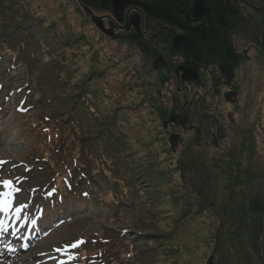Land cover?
I'll return each mask as SVG.
<instances>
[{"label":"rangeland","instance_id":"1","mask_svg":"<svg viewBox=\"0 0 264 264\" xmlns=\"http://www.w3.org/2000/svg\"><path fill=\"white\" fill-rule=\"evenodd\" d=\"M250 1L264 8V0ZM73 2L16 0L11 4L10 0H0V9H4L0 11L1 25H7V12L18 14L27 9L25 19L30 20L24 23L29 30L24 52L27 72L23 68L15 72L13 69L4 71V74L0 71V162L5 161L0 166V194L10 191V196H14L0 200L10 201L9 207H14L13 219L23 230L35 229L44 209L53 202L52 183L45 179L43 171L36 169L42 164L36 160L38 151L35 147L40 145V153L47 155L40 143L57 131L38 126L37 105L32 106L34 99L42 104V98L49 97L48 93L55 87L57 98L46 107L54 118L68 115L67 120L57 126L64 135L68 133V138L79 140L78 147L83 144V163L97 172L101 180L95 184L93 194L82 200L86 201L84 209L77 210L74 205L63 215L54 216L43 226L48 228L46 231L37 225L40 235L47 234L45 238L31 242L40 259L59 253L66 259L64 264H76L79 250L90 247V242L86 246L84 242L78 244L82 241L79 238L82 233L93 231L92 236L101 237L109 231L122 234L131 230L129 234L143 244L139 249L140 256L133 264H206L209 257L213 258V264H222L215 254L213 236L218 225L215 221L225 218L223 209L214 206L210 200L202 203L198 198L195 210L190 211L192 206H187L186 202L197 198L198 185H193V181H198L200 169L209 171L208 193L223 187L221 184L216 186V175L221 171L217 163H222L226 154L197 148L199 141L192 133L183 136L184 145H176L172 150L168 143L170 133H182L174 126L164 129L162 124L166 119L168 121V116L170 118L173 111L170 103L175 94L163 92L164 81L155 73L151 77L143 76L135 51H128L125 45L117 46L113 39L102 37L87 14V19L82 16L81 6ZM227 4L233 5L232 0ZM248 12L252 13L251 10ZM19 23L21 26L23 22ZM19 40L24 45L22 36ZM118 69L131 75L134 72L138 77H135L137 84ZM27 85L34 90L29 100L24 88ZM142 86L149 93L144 92L145 89L141 91ZM143 95L148 103L143 100ZM260 100L264 127V87ZM160 103L165 105H158ZM69 123L72 128L65 127ZM254 142L257 153H264V134L262 140L254 139ZM100 157L103 159L99 161ZM94 158L99 159L95 161ZM250 160L252 168L257 166L262 173L264 155L256 162L255 158ZM26 165L31 168L27 169ZM109 172L117 180L116 186L112 187ZM181 175H184V181H181ZM185 175L189 176L188 180ZM124 178L129 179L126 186L131 183L137 191L133 202L127 198L129 190L118 188L126 181ZM5 180L11 181L10 189L3 186ZM250 187L253 188L249 182ZM122 196L127 198H123L126 204L115 207ZM233 214L229 213L231 219ZM51 224L53 227L49 228ZM263 233L257 242L258 264H264ZM232 241L236 243L234 248L229 246L232 256L245 252V263L255 261L248 255L250 241L243 244L235 239ZM74 244L78 246L72 247ZM23 257L29 259L26 254ZM57 262L54 260L51 264Z\"/></svg>","mask_w":264,"mask_h":264},{"label":"flooded vegetation","instance_id":"2","mask_svg":"<svg viewBox=\"0 0 264 264\" xmlns=\"http://www.w3.org/2000/svg\"><path fill=\"white\" fill-rule=\"evenodd\" d=\"M79 1L102 37L130 47L142 75L155 73L163 92L175 94L173 119L162 127L182 133H170L177 145L192 133L199 149L243 153L263 139V7L250 0Z\"/></svg>","mask_w":264,"mask_h":264},{"label":"trees","instance_id":"3","mask_svg":"<svg viewBox=\"0 0 264 264\" xmlns=\"http://www.w3.org/2000/svg\"><path fill=\"white\" fill-rule=\"evenodd\" d=\"M13 2H16V0H10L11 4H13ZM68 2H72V0H68ZM74 2L75 4L81 6L79 0H74ZM2 6L4 7L5 5L3 4ZM1 10L4 9L2 8L0 9V11ZM27 11L28 10L26 9L24 11L18 12V14L7 12L8 19L6 20L8 26L1 25L0 23V67H2L1 63L3 62V60L6 59L7 64L5 66H11L12 68L16 66L23 67V70L27 72L26 62L24 60V52L29 31L28 28L24 27V23L30 22L28 18L25 19ZM80 11L82 16L85 18L86 14L82 10V8L80 9ZM1 19L3 18L0 15V22ZM21 21L23 23H21V26H19V22ZM20 36H22L25 40L24 45L19 40ZM123 45L124 43L120 42V44L117 46ZM128 51H130V47H128ZM117 71L123 74V76H131V79L134 81L135 85L137 84L138 77L133 71L132 72L134 76L129 74L128 71L126 72L124 69H118ZM142 87L143 88L140 89L141 91L145 89L144 86ZM56 89L57 88L54 87L52 92L48 93V95H50L49 97H44V99L42 98V104L40 103V101H38V99H34L33 101L34 104L38 106L39 123H48L49 125H52L53 130L57 131L49 140V145L51 147L50 151L52 152L53 159H55L53 160V162L55 163L54 168L57 169L55 170V173L59 176H63L69 172H71L72 174H76L78 173L77 169L83 168L84 165L83 157L81 156V151H83V144L78 147L77 145L80 143V141H75L74 139L68 138V133L64 135L63 130H61V128L57 126V124L64 123L67 120L68 115L64 114L62 118H54L53 113L48 109V107H46V105L52 104L55 101V98H57ZM144 92L149 93L147 90ZM31 93L33 95V89ZM142 97L146 102V97L144 95ZM148 100H151V98L149 97ZM146 103H148V101ZM71 125L72 124L69 123L65 127L72 128ZM252 143L253 146H251ZM71 145H73L75 148H72ZM249 145L250 147L248 148L247 152L242 153L239 149L235 150L234 152L226 154V156L222 159V163H217L218 168H220L221 171H219L216 175V186L218 187V185L221 184L223 185V187L220 190H217L215 193H208L207 191V188L209 187L207 184L209 183V171H206V168L200 169V171L197 173L196 178L198 179V181L194 180L195 177L193 174L191 176L192 180H194L193 185H198V194H196L197 198L193 197L192 201L188 200L186 202L187 206H192L190 208V211L195 210L194 206L196 205L195 202H197L196 200L198 198L203 201L202 203H205L204 201L210 200L214 206H220L223 209V217L225 218L215 221L218 222V225H216L217 228L215 227L213 236L215 254L218 255L219 260L222 264H229L231 262H234V264H248L244 262L245 252H239L237 253V256H232V252L230 251L229 246L231 248H234L236 246V243L232 241L233 239L237 240L239 244L247 243L248 241H250L248 247L251 251H249L248 255L250 257L253 256L255 261L250 260L249 264H258L257 242L259 240V237L263 236L262 233L264 231V170H261L262 173H260L256 168L257 166H255V169H253L250 159L255 158L256 162V159L261 155H264V153H257L256 150L258 148L256 142H249ZM76 147H78V149ZM102 149L104 151L110 150L105 148ZM98 159L99 158H94L95 161ZM101 159L103 158L100 157L99 161ZM87 160L91 162V159L87 158ZM85 167L87 168V165ZM206 173L207 175H205ZM109 174L112 180V187L116 186L117 180H115L112 176V172H109ZM83 176L86 178L84 174ZM185 177L188 180L189 176L185 175ZM180 179L181 181H184V175H181ZM123 180L126 181L121 182L118 188L129 190L130 192L128 193L127 198L130 200H134L135 197H137V191L132 188L131 183L129 186H126L129 183L128 178H124ZM249 182L252 184L253 188H248ZM123 198L127 199L122 196L121 201L124 200ZM198 202L200 201L198 200ZM228 209H230L229 212ZM229 213H234L237 215L233 214V219H231ZM243 236H245V238H243ZM104 238L107 239L105 243H102V239L97 243L98 245H101L100 250H102L105 259L107 258V253H109L111 247L113 245H120V241H122V239H124L127 244L124 245V247L122 246L119 248L120 251L118 250L117 252L118 258H120L121 254L125 252L124 248L127 245L133 247V249L136 250L138 256H140L139 249L143 248V244L141 243L142 241L140 239L136 241V237L134 235H130L129 233L116 234L115 232H110L109 234L104 235ZM210 243L212 242H209V244ZM230 258H232V261H230ZM109 262L110 259L108 258V263Z\"/></svg>","mask_w":264,"mask_h":264},{"label":"snow or ice","instance_id":"4","mask_svg":"<svg viewBox=\"0 0 264 264\" xmlns=\"http://www.w3.org/2000/svg\"><path fill=\"white\" fill-rule=\"evenodd\" d=\"M0 163H3V162H0ZM3 186L6 188V189H10L11 188V181H8V180H5L3 181ZM0 195H3L4 197H8L11 195V192H5L3 194H0ZM10 205V201L8 199H4L2 201H0V211H6L7 208L9 207ZM79 243H83V241H79ZM78 244H74L72 245V247H77Z\"/></svg>","mask_w":264,"mask_h":264},{"label":"water","instance_id":"5","mask_svg":"<svg viewBox=\"0 0 264 264\" xmlns=\"http://www.w3.org/2000/svg\"><path fill=\"white\" fill-rule=\"evenodd\" d=\"M262 11H264V10H262ZM92 21H93L94 23H96V20H95V19H93ZM95 25H96V24H95ZM263 30H264V29H263ZM172 119H173V116L170 117L169 122H171ZM175 139H176V137H175L174 135H171V136L168 138V143H169L170 148H173V147L175 146V144H176ZM212 260H213V258H212V257H209L208 260H207V262H206V264H213V263H212Z\"/></svg>","mask_w":264,"mask_h":264},{"label":"bare ground","instance_id":"6","mask_svg":"<svg viewBox=\"0 0 264 264\" xmlns=\"http://www.w3.org/2000/svg\"><path fill=\"white\" fill-rule=\"evenodd\" d=\"M40 262V261H39Z\"/></svg>","mask_w":264,"mask_h":264}]
</instances>
